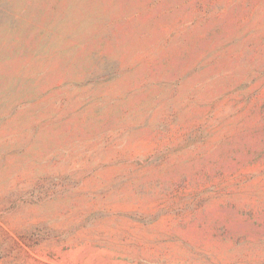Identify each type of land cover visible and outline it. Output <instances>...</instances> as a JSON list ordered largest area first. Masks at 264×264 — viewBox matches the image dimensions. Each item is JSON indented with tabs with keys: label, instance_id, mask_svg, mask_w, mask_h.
Returning <instances> with one entry per match:
<instances>
[{
	"label": "rangeland",
	"instance_id": "obj_1",
	"mask_svg": "<svg viewBox=\"0 0 264 264\" xmlns=\"http://www.w3.org/2000/svg\"><path fill=\"white\" fill-rule=\"evenodd\" d=\"M0 264H264V0H0Z\"/></svg>",
	"mask_w": 264,
	"mask_h": 264
}]
</instances>
